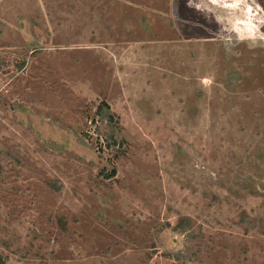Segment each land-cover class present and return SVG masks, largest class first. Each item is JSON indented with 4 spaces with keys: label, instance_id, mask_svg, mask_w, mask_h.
Returning a JSON list of instances; mask_svg holds the SVG:
<instances>
[{
    "label": "rangeland",
    "instance_id": "1",
    "mask_svg": "<svg viewBox=\"0 0 264 264\" xmlns=\"http://www.w3.org/2000/svg\"><path fill=\"white\" fill-rule=\"evenodd\" d=\"M0 264H264V0H0Z\"/></svg>",
    "mask_w": 264,
    "mask_h": 264
},
{
    "label": "trees",
    "instance_id": "2",
    "mask_svg": "<svg viewBox=\"0 0 264 264\" xmlns=\"http://www.w3.org/2000/svg\"><path fill=\"white\" fill-rule=\"evenodd\" d=\"M103 105H104L107 109H109V106H108L106 103H103ZM108 118H109L110 120L113 119V115L110 113L109 116H108ZM111 174L114 175V172H112ZM179 227H181V223L179 224Z\"/></svg>",
    "mask_w": 264,
    "mask_h": 264
}]
</instances>
